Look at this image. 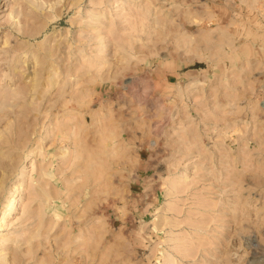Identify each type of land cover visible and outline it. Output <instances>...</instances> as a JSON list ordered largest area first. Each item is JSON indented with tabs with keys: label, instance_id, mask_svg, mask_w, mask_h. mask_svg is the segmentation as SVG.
Instances as JSON below:
<instances>
[{
	"label": "rangeland",
	"instance_id": "obj_1",
	"mask_svg": "<svg viewBox=\"0 0 264 264\" xmlns=\"http://www.w3.org/2000/svg\"><path fill=\"white\" fill-rule=\"evenodd\" d=\"M0 264H264V0H0Z\"/></svg>",
	"mask_w": 264,
	"mask_h": 264
},
{
	"label": "bare ground",
	"instance_id": "obj_2",
	"mask_svg": "<svg viewBox=\"0 0 264 264\" xmlns=\"http://www.w3.org/2000/svg\"><path fill=\"white\" fill-rule=\"evenodd\" d=\"M83 140H84V139H83ZM83 140H82V141H83Z\"/></svg>",
	"mask_w": 264,
	"mask_h": 264
}]
</instances>
